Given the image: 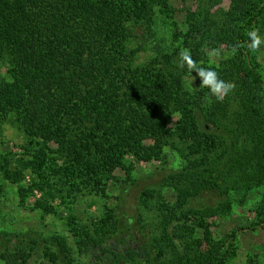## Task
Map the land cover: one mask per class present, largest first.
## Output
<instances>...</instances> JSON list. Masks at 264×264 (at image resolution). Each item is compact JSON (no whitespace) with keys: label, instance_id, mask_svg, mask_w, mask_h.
I'll list each match as a JSON object with an SVG mask.
<instances>
[{"label":"trees","instance_id":"16d2710c","mask_svg":"<svg viewBox=\"0 0 264 264\" xmlns=\"http://www.w3.org/2000/svg\"><path fill=\"white\" fill-rule=\"evenodd\" d=\"M158 1L0 0V62L7 67L0 125L10 122L25 139L26 165L37 178L27 192L42 194L32 212L54 216L57 197L73 205L108 200L127 157L165 166L167 150L182 162L165 180L170 198L145 189L138 198L145 215L126 225L117 206H103L95 219L71 212L63 219L67 235L53 233L40 249L50 264H77L124 228L136 249L114 254L112 264H227L237 233L217 238L211 221L229 217L233 204L250 215L241 230L264 229V79L257 60L264 44L252 48L248 35L264 37V0H226L227 11L215 19L211 7L220 0L201 9L197 63L234 84L218 96L194 71L193 79L187 68L171 70L170 57L136 63L131 47ZM207 52L222 58L210 65ZM182 79L190 93H182ZM9 166L1 155L4 180ZM206 193L225 200L197 207ZM20 238L15 245L4 238L0 264L28 263L39 244Z\"/></svg>","mask_w":264,"mask_h":264},{"label":"rangeland","instance_id":"374dc122","mask_svg":"<svg viewBox=\"0 0 264 264\" xmlns=\"http://www.w3.org/2000/svg\"><path fill=\"white\" fill-rule=\"evenodd\" d=\"M208 0H159L153 7L152 17L148 20V25H142L140 29V39L131 48L138 50L136 63L147 65L150 62L161 60L162 57H170V69L182 71L180 67V54L187 50L192 59L197 61L196 49L199 44L200 34L196 31L195 24L204 20L201 9H208ZM200 5V9L197 7ZM229 3L220 0L211 7L212 18L220 12L227 11ZM195 15V18H194ZM223 51V50H222ZM208 53V52H207ZM211 54L207 55L208 64L215 65L221 57ZM220 56V57H219ZM264 79V52L257 56ZM198 65L200 63L198 62ZM6 64L0 62V78L7 80ZM184 78H187L184 76ZM182 93H190L189 82L183 80ZM188 83V85H187ZM190 86V85H189ZM25 139L22 134L10 123L4 122L0 125V156H6L10 161L9 170L10 180H4L0 174V245L5 237L19 235L22 240H34L37 245L31 254L27 264H50L41 254V247L44 246L45 239L50 238L53 233L58 236H66L67 233L63 226V219L68 217L71 212L85 218H98L103 211V206H117L118 213L123 214L126 225L128 218H136L138 214L145 215V212L138 206L140 193L145 189L161 191L166 198H170L171 192L165 188V180L168 175L177 172L181 167L179 156L165 150L168 158L166 165L162 166L157 162L150 164L139 163L132 157L126 158V169L115 172L114 177L117 183L109 184L107 195L109 199L99 200L80 198L75 205L61 200L57 197L52 204L55 214L45 216L38 211H31L34 203L41 200L42 194L33 189L32 193L27 192L34 182L37 181L30 168L26 165L31 156L24 152ZM50 149H56L51 145ZM51 157H57L52 155ZM60 163V161L58 162ZM25 194V202L22 204L19 196L20 191ZM22 192V191H21ZM215 196V197H214ZM212 196L206 193L201 199L195 202L197 207L207 206L217 208L223 204L224 198L218 194ZM252 204L250 203V207ZM250 215L246 210L239 209L237 205H232V214L223 219H212V231L217 238L226 233L235 231L237 238L235 241L234 255L227 264H264V229H257L255 232L243 231L248 226L246 219ZM124 232L122 236H117L110 244L105 245L104 249H92L87 259L78 258L77 264H112L113 255H126L129 250L136 249L132 232ZM16 240L12 242L15 245ZM2 248V246L0 247ZM3 249V248H2Z\"/></svg>","mask_w":264,"mask_h":264},{"label":"clouds","instance_id":"9594fccd","mask_svg":"<svg viewBox=\"0 0 264 264\" xmlns=\"http://www.w3.org/2000/svg\"><path fill=\"white\" fill-rule=\"evenodd\" d=\"M248 35L251 41L250 46L252 48H257L261 44H264V37H261L257 30L250 31ZM185 66L189 71V75H191L193 71L196 73V76L201 80V84L206 86L212 95H227L230 90L234 88V84L221 78L216 70L199 66L197 61L192 59L187 50L180 54V67L184 68ZM192 78L194 79L193 76Z\"/></svg>","mask_w":264,"mask_h":264}]
</instances>
